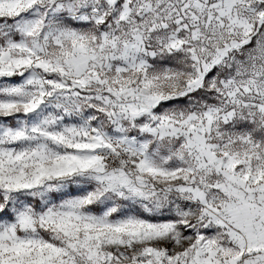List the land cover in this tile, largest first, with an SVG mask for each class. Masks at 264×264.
Segmentation results:
<instances>
[{"label":"snow or ice","instance_id":"1","mask_svg":"<svg viewBox=\"0 0 264 264\" xmlns=\"http://www.w3.org/2000/svg\"><path fill=\"white\" fill-rule=\"evenodd\" d=\"M0 264H264V0H0Z\"/></svg>","mask_w":264,"mask_h":264}]
</instances>
